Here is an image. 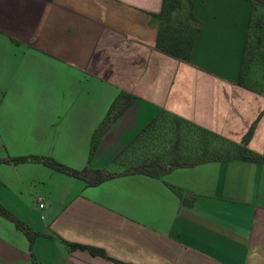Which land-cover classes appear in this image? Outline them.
<instances>
[{"label":"crops","instance_id":"1","mask_svg":"<svg viewBox=\"0 0 264 264\" xmlns=\"http://www.w3.org/2000/svg\"><path fill=\"white\" fill-rule=\"evenodd\" d=\"M191 1L198 28L182 60L155 46L162 0H0V155L121 172L123 150L163 109L234 141L251 129L247 145L264 155V90L238 80L251 0ZM120 89L135 98L88 161ZM0 203L38 232L30 250L0 214V264H264V161L95 185L37 161L0 162Z\"/></svg>","mask_w":264,"mask_h":264},{"label":"trees","instance_id":"2","mask_svg":"<svg viewBox=\"0 0 264 264\" xmlns=\"http://www.w3.org/2000/svg\"><path fill=\"white\" fill-rule=\"evenodd\" d=\"M258 6L264 7V0H251L238 79L240 83L249 87L254 86L248 81V73H251L254 80L263 76L259 72L255 76L254 68L251 67L254 65L253 58L257 52L264 58V18L254 13ZM151 15L157 24L155 46L179 59L188 60L193 37L198 28V21L192 10V1L162 0L160 10L157 13H151ZM259 45L262 46L261 50ZM260 70L264 72V69ZM134 98L135 95L125 89H120L113 98L104 117L92 131L88 161L91 160L97 143L105 130ZM250 133L251 129L240 141H234L163 109L149 120L127 144L123 150L126 152L122 157L124 168L121 172L92 167L89 164L75 168L51 156L39 154L0 155V162L37 161L53 169L79 177L87 185H95L119 173H144L159 177L172 168L194 165L204 161L240 158L263 162L264 155L252 150L247 145ZM170 187L179 196L182 195L180 188L174 185H170ZM183 198L187 199L185 196ZM0 214L11 220L25 234L31 250L38 232L1 203ZM61 239L72 248L79 247L93 255L111 258L102 247ZM117 261L121 264H133Z\"/></svg>","mask_w":264,"mask_h":264},{"label":"rangeland","instance_id":"3","mask_svg":"<svg viewBox=\"0 0 264 264\" xmlns=\"http://www.w3.org/2000/svg\"><path fill=\"white\" fill-rule=\"evenodd\" d=\"M254 13L257 14V15H260L261 18H264V7L263 6H258L257 9L254 11ZM259 49L260 50L262 49L261 45H259ZM253 63H254V65L251 66V67L254 68L255 76H256V74L258 72L260 74L262 73L261 75H263V76H261V78H259V79H255L254 80V77L251 75V73H248V81L250 83H252V85L255 88L264 90V72L260 70V69H264V58L261 57V54L259 52H257L256 56H254ZM248 72H249V70H248ZM246 79H247V77H246ZM116 165H113L111 168L118 167V165L117 166Z\"/></svg>","mask_w":264,"mask_h":264},{"label":"built area","instance_id":"4","mask_svg":"<svg viewBox=\"0 0 264 264\" xmlns=\"http://www.w3.org/2000/svg\"><path fill=\"white\" fill-rule=\"evenodd\" d=\"M40 205H42V203H40Z\"/></svg>","mask_w":264,"mask_h":264}]
</instances>
